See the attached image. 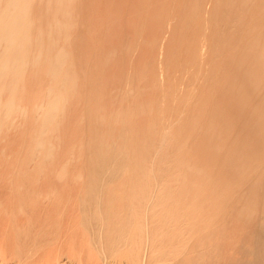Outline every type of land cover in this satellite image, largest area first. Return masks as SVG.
<instances>
[{
  "label": "bare ground",
  "instance_id": "1",
  "mask_svg": "<svg viewBox=\"0 0 264 264\" xmlns=\"http://www.w3.org/2000/svg\"><path fill=\"white\" fill-rule=\"evenodd\" d=\"M225 2L0 0V264H264V0Z\"/></svg>",
  "mask_w": 264,
  "mask_h": 264
},
{
  "label": "rangeland",
  "instance_id": "2",
  "mask_svg": "<svg viewBox=\"0 0 264 264\" xmlns=\"http://www.w3.org/2000/svg\"><path fill=\"white\" fill-rule=\"evenodd\" d=\"M120 1L123 3V2H126L127 0H124V1L123 0H120ZM200 1H201L200 6H199L200 7V10H202L204 12H208L210 10H217L221 14V21H220V24H219L220 27H223V26H226V25L230 24V23H228V22L225 21V17L227 15L228 11H230L231 9H234V10L236 9V10L242 11V8H243V6H238L236 4H231V3L230 4H227L225 2L226 0H223V2H221V3H218V2H216L214 0H200ZM128 2H129V4H131V0H128ZM220 5L223 6L222 9L219 8ZM82 16H83V14L81 12V17ZM107 18H109L108 20H111V17H109V15L107 16ZM89 19H90V17L89 16H85V14H84V20L88 21ZM157 21H158V18L155 17V16L147 17V23L145 25L140 24V26L143 28V30H147L149 27H151V25L157 23ZM105 22L106 21H103L102 23H105ZM110 22L111 21H108L109 27L111 28V30L117 36L118 34H120V30H118V32L116 33V31L120 27V25H119V23H116V21H114V25H110L111 24ZM126 29L129 31L130 30L129 26H126ZM160 29H164L163 25L160 27ZM125 38L127 40H131V36H130L129 32L126 34ZM146 38L149 39V38H151V36L148 35V36H146ZM95 39H96L97 43L100 44V39H101L100 32H98L95 35ZM82 46H83V44L78 41L76 47H82ZM101 47H102V50L101 51H105L106 48H107V42L104 43ZM138 48L140 50H144L145 51V49L148 48V47L145 46L144 44H141ZM149 54L152 55V54H154V52L151 51ZM159 55H157V59L158 58H161V55L160 56ZM82 56L86 57L87 54H82ZM117 57L118 56L115 55L114 58L111 60V62H106V64H105V62L103 63V68L104 67L106 68L107 74H110L111 69L113 68V64H115V61L118 60ZM66 65L68 66V61H67V64ZM123 69H124V66L117 67L118 72L121 71V70H123ZM154 70H155V68H152L151 67V68H148L147 70L144 71L143 76L141 77V82H140V85L141 86L147 87L148 85L151 86L153 84V82L152 83H146L145 81L151 78L152 73H153ZM84 74H88L87 68L84 69ZM125 74L129 78H134V79L137 78V76H136V74H135V72L133 70H129ZM124 83H125V81H124ZM89 85H90V82L88 83V86ZM120 86H121V83L118 82V81H115L113 83H110L109 84L110 92L117 93L114 89L115 88H120ZM160 86H162V88L164 87L162 82L160 83ZM91 87L93 89H96V87H94L93 85H91ZM92 91H94V90H92ZM136 96H137V99L136 100L133 99V101L134 102L136 101V103L140 102L143 98L151 99V97H153V95H150V90H148V89H143L142 90V95H136ZM83 98H84V95L81 97L80 102L77 104L78 105L77 109H78V111H80L79 113H81V114H82V111L84 109H89L88 103L86 101H84ZM117 100H118V103L119 104L125 105L124 103H122L121 101H119V97L118 96H117ZM183 103H184V101H183ZM71 106H73V105H70V107ZM81 109H83V110L81 111ZM90 113L92 115L94 114L93 112H90ZM184 114L185 113H179L177 115H174L173 114V117H175L177 119V123L175 124V127H181V128H189V129H191V124L187 120H184L182 118V116ZM151 118H152L151 112L149 113L148 111H146V112H144V113H142L140 115L139 114H133V115H131L129 117V121H133L134 120L135 121L134 126L139 127L141 129V127L144 126L146 124V122H148V120H150ZM167 123H169V122H167ZM204 142H208V141H204ZM214 160H215V158H214ZM196 162H199V160L196 161ZM259 173L264 178V170L261 171V172H259ZM211 175H213V173H211ZM206 179H207V176H206ZM207 181H208V179H207ZM261 191H262V193H264L263 190H261Z\"/></svg>",
  "mask_w": 264,
  "mask_h": 264
}]
</instances>
